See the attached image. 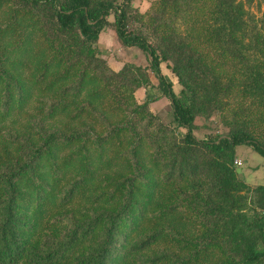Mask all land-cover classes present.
<instances>
[{"label":"trees","instance_id":"obj_1","mask_svg":"<svg viewBox=\"0 0 264 264\" xmlns=\"http://www.w3.org/2000/svg\"><path fill=\"white\" fill-rule=\"evenodd\" d=\"M6 1L20 10L44 14L50 21L55 35L52 55L34 70L43 76L54 65H62L63 70L50 74L51 85L58 80L54 98L34 122L32 132L19 137L1 128L0 138L17 144L18 150L0 163V264H126L129 255L142 256L158 242L161 232L135 239L139 221L154 212L174 226L187 247L192 246L178 262L167 264H200L207 252L218 254L214 264H264V185H248L238 177L234 163L236 147L242 144L264 156V133L261 138L236 121L226 135L198 139L192 132L196 117L223 109V99L234 88L232 80H224L192 46L193 41L171 23L165 22L161 30L155 25L158 21L153 23V30L161 34L149 42L132 24L138 20L132 0ZM158 4L162 13L180 10V0H158ZM205 13L209 37L241 64L239 92L255 99L264 114V44L258 48L254 42L262 56L257 60L239 39L247 23L242 1L210 0ZM110 14L120 41L147 52V66L125 64L113 71L99 57L98 34ZM27 39L26 35L22 46L16 42L9 49L0 43L1 121L20 108L28 94L24 78L13 65L19 54L29 57ZM162 62L178 80L177 93L160 70ZM37 77L34 85L41 81ZM139 87L144 88L140 104L132 96ZM109 94L114 97L113 110L127 108L131 116L111 124L106 133L45 126L70 105L78 106L69 114L71 119L92 112L109 119L102 106ZM161 96L168 98L173 120L184 130L179 140L165 146L147 130L138 129L139 120L153 122L148 105ZM156 142L158 149L152 153L148 146ZM63 150L68 151L59 162L58 153ZM105 168L103 182L96 185V174ZM69 176L72 179L65 184ZM161 186L172 189L158 193ZM193 186L196 189L189 193ZM93 189L100 192L92 195ZM88 191L90 206L78 213L69 211L68 205ZM54 209L48 226L38 231L42 218ZM183 210L202 218L200 236L187 235ZM168 259V255H156L147 257L145 264H164Z\"/></svg>","mask_w":264,"mask_h":264},{"label":"rangeland","instance_id":"obj_2","mask_svg":"<svg viewBox=\"0 0 264 264\" xmlns=\"http://www.w3.org/2000/svg\"><path fill=\"white\" fill-rule=\"evenodd\" d=\"M3 1V4H0V33L5 32V34H0L2 38L0 43L4 47H8L7 49L16 44V42L22 46V39L27 35L28 39L25 42V46L28 50L29 57H25L22 53L13 59L15 72L24 78L28 94L20 108L16 107L8 117L2 121L0 120V132L2 128L4 132L8 131L17 134L19 137H25L34 130V122L43 117L48 103L54 98L53 91L57 87L58 80L51 85L50 81L52 76L50 74L54 71H62L63 66L54 65L44 76L38 72V69L34 70L33 66L40 61H48L52 55L50 49L54 48L52 40H54L55 35L50 21L44 14H36L34 11L30 12L25 9L20 10L14 3L7 2L6 0ZM240 1L244 5L247 23L245 29L239 34V39L248 47V53L254 59L260 60L262 56L256 52L257 48H255L254 42L256 43V47H263L264 0ZM209 3L210 0H180V10L177 14H174L172 9H167L165 13H162L159 10L158 0H132L133 13L138 17V20L132 22V24L148 36L149 42H154L155 34H161V32H155L152 24L158 21L155 25L161 30L164 28L165 22L167 24L171 23L178 32L186 35L188 40L193 41L192 46L203 56L204 61L209 63L216 72L225 77L224 80H232L234 88L223 99V109L221 108L209 116H198L195 118L192 132L196 138L206 139L214 135H226L229 131V126L231 127V124L235 121L240 124H247L250 127V131H254L262 138L264 133V114L260 105L255 99L241 95L238 90L240 87L241 64L237 59L230 57L220 45L213 42L204 29V21L207 19L205 8ZM113 21V14L108 15L106 25H104V28L98 34L97 42L100 45L101 51L99 57L103 58L107 66L113 71H119L125 64L147 66L150 59L147 52L138 46L124 45L117 36ZM15 25H17L15 31L6 34L7 30L13 28ZM252 46L254 49L250 48ZM63 58L65 59L64 56ZM65 65H67V62H65ZM160 70L171 81L172 89L177 93L180 85L176 76L164 62L160 64ZM33 71L36 73L35 76H32ZM35 77L37 79L41 78L39 85L32 83ZM151 79L157 83V79L153 75H151ZM108 89L111 90L112 88L109 87ZM132 96L137 103H143L144 88L139 87L135 89L132 92ZM113 101L114 97L109 94L102 104L109 115V119L104 120L103 116H97V112L86 113L83 117L71 119L69 114L75 112L78 106L70 105L67 110L63 109L56 112L52 118L44 122L45 126L60 130L72 128L77 130L84 129L93 135L95 133H106L111 127V124L131 116L127 108L113 110V107H115ZM148 109L155 116L153 122L148 124L146 120H139L141 122L138 124V129L147 130L149 135L161 146H165V143L180 139L184 130L174 122L170 102L166 96H161L149 103ZM4 132H1V134ZM157 142L151 144V147L148 146V149L152 153L155 152V149H158ZM17 150V144L13 143L10 145L4 139L0 138V163L8 157L16 156ZM65 151L68 150H63L58 153L59 162L66 155ZM108 155H110V152H108ZM158 156L162 157V155ZM235 160L240 162V165L234 162L239 178L243 179L251 187L264 185V156L261 153L254 150L248 144H242L236 147ZM45 169L48 170V167L46 166ZM106 173L107 169L105 168L96 174V185L103 182L102 176ZM71 179L72 176H69L65 184ZM187 185H191V182L188 181ZM94 189L92 190V195L95 192H100V190L97 191V189ZM171 189L170 187L165 189L161 186L159 187L158 193H165ZM195 189L196 186H193L189 193ZM204 193H206L205 190ZM89 197V191L86 195H78L68 205L69 211L78 213L81 209L90 206ZM156 201L159 202L160 197H156ZM53 211L55 209L49 210L45 214L41 220L40 227L37 228L38 231L48 226V219ZM182 213L186 217L185 231L187 235L189 237L200 236L204 229L202 218L192 211L183 210ZM156 216L157 214L154 212L148 218L139 221L135 239L154 232H161L158 242L151 249L144 252L142 256L129 255L126 264H145L147 257L161 254L169 256V259L164 264L178 262L180 255L186 254L192 249V246L187 247L186 241L177 236L174 226L170 225L168 220L165 218L160 219ZM175 221L178 222L176 219ZM215 255L217 256L218 254L207 252L201 255L200 264H214Z\"/></svg>","mask_w":264,"mask_h":264},{"label":"built area","instance_id":"obj_3","mask_svg":"<svg viewBox=\"0 0 264 264\" xmlns=\"http://www.w3.org/2000/svg\"><path fill=\"white\" fill-rule=\"evenodd\" d=\"M234 162H235L236 164L240 165V162H239V161L235 160Z\"/></svg>","mask_w":264,"mask_h":264}]
</instances>
